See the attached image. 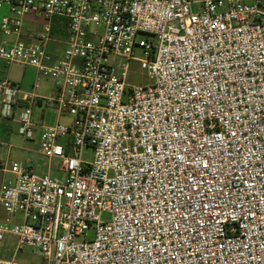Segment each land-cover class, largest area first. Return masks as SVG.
I'll use <instances>...</instances> for the list:
<instances>
[{"label":"built area","instance_id":"2783aa9c","mask_svg":"<svg viewBox=\"0 0 264 264\" xmlns=\"http://www.w3.org/2000/svg\"><path fill=\"white\" fill-rule=\"evenodd\" d=\"M0 59L54 79L1 80L0 117L66 172L4 169L0 264L8 236L44 264H264V0H0Z\"/></svg>","mask_w":264,"mask_h":264},{"label":"rangeland","instance_id":"374dc122","mask_svg":"<svg viewBox=\"0 0 264 264\" xmlns=\"http://www.w3.org/2000/svg\"><path fill=\"white\" fill-rule=\"evenodd\" d=\"M193 1V9L198 11L204 0H191ZM247 3L252 4L254 0H245ZM2 14V13H1ZM43 24L44 19L40 18L37 23ZM139 38L146 39L147 35L141 34ZM54 52V56L62 57L64 53V46H57L50 49ZM137 57H142L143 53L140 48L136 49ZM1 80L9 79L15 82L25 92H33L35 83H40L41 88L47 89L48 86L54 84V80L50 77L41 76L38 70L30 65L14 64L7 65L0 61ZM0 80V81H1ZM128 83L131 85H144L150 83V79L147 72L143 70L137 61H133L128 77ZM41 109H35L36 117L40 114ZM56 121V115L51 114L48 119H45V123H53ZM64 121V120H63ZM66 122V121H64ZM19 124L10 120L0 119V159L1 168H9L10 162H17L19 164H29L33 167L34 171L38 175H45L51 173L53 177L60 179H66V172L60 170V163L58 160L50 161L48 158L41 155L38 150L40 148L39 135L33 141L26 140L19 133ZM36 137V136H35ZM93 158L92 148H87L84 152V159L91 161ZM6 179L8 181L13 179L12 174L0 171V185L2 181ZM102 219L109 221L111 214L103 213ZM93 232L90 234L92 236ZM16 250V238L8 236L4 248L2 250V256L13 259L24 264H44V260L40 253L32 248L25 247L15 254Z\"/></svg>","mask_w":264,"mask_h":264},{"label":"crops","instance_id":"0c3cea01","mask_svg":"<svg viewBox=\"0 0 264 264\" xmlns=\"http://www.w3.org/2000/svg\"><path fill=\"white\" fill-rule=\"evenodd\" d=\"M31 23L28 21V26H31L30 25ZM33 26H35V25H33ZM0 61L2 62V63H4L1 59H0ZM16 64H18V63H16ZM14 65V64H13ZM0 73H1V70H0ZM39 73V72H38ZM41 75V74H40ZM42 76V75H41ZM0 80H1V75H0ZM54 80V79H53ZM56 90H57V88H56V83H55V81H54V84L52 85V86H48V88L47 89H43V88H41V86H40V88L38 89V90H33V92H35V93H37L38 95H40V96H42V97H52V96H54L55 94H56ZM37 108H40L41 109V112H40V114H38V116L36 117V115H35V112H34V119H35V121H37V122H43V121H45V119H48V117L49 116H51V114H54V116L56 115V121L58 120V118H57V116H58V112L56 111V109L54 108V106H52V105H49V106H42V107H37ZM0 119H2L1 117H0ZM62 120H64V121H66V122H68V121H70V118H64V119H62ZM10 121H12V120H10ZM12 122H16V123H18L17 121H12ZM38 134V133H37ZM39 135V134H38ZM35 138H37V135H36V137ZM0 163H1V159H0ZM0 166H1V164H0ZM0 171H4L5 173L7 172V173H10V172H8L7 170H4V169H2L1 167H0ZM11 174V173H10ZM6 179H4L3 181H2V184H3V182L5 181ZM1 184V185H2ZM0 185V186H1ZM3 258H6L4 255L2 256ZM6 259H10V258H6Z\"/></svg>","mask_w":264,"mask_h":264}]
</instances>
